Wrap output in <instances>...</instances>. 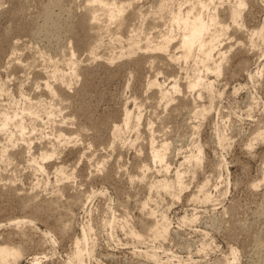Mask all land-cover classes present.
I'll return each instance as SVG.
<instances>
[{
    "label": "rangeland",
    "instance_id": "obj_1",
    "mask_svg": "<svg viewBox=\"0 0 264 264\" xmlns=\"http://www.w3.org/2000/svg\"><path fill=\"white\" fill-rule=\"evenodd\" d=\"M117 1L93 31L89 0H0V264H264V0L204 9L209 68L148 46L196 0Z\"/></svg>",
    "mask_w": 264,
    "mask_h": 264
},
{
    "label": "bare ground",
    "instance_id": "obj_2",
    "mask_svg": "<svg viewBox=\"0 0 264 264\" xmlns=\"http://www.w3.org/2000/svg\"><path fill=\"white\" fill-rule=\"evenodd\" d=\"M88 1V0H87ZM124 2V1H123ZM123 2H118L117 0H89V3L90 4H92V6H86L87 8H90V10L87 12V13H89L90 14V17H89V20L91 19V21H89V24H90V22H92V23H94V26H93V24L91 23L90 25H92L90 28H94V27H96V29H97V26H100V25H98L100 22L102 23V19L103 18H105V24L106 25H104V27L102 26L103 25V23H102V27L103 28H105V26L107 27V28H109V26L110 25H119L118 27H122V23H124L123 22V19H124V13H125V11H127V7L129 8L130 7V5H131V1H128L127 3L125 2V3H123ZM131 2V3H130ZM164 2H165V0H164ZM168 2V1H167ZM194 2V1H193ZM213 2H215L214 0H196V2L191 6V8L189 9V10H187V12H182V10H179V11H177V12H175V13H173V15H172V17L171 18H169V19H171L170 21H171V23L173 24L172 25V28H173V26H176L177 28H178V35H173V34H170V33H167V34H164L163 36H160V37H162L161 39V41L160 42H156V43H151L150 44V42L148 43V44H150V45H148L149 46V48H148V46H147V48L149 49V50H152V49H154V50H157L159 53H160V51H162L163 53L165 52V54H166V52L170 49V47H172L171 45L173 44V40H175V38L177 37H179V39H177L176 38V41H177V43H178V40H179V45H178V49H181L182 51H181V58H179V59H183V60H186L187 61V59H189V58H191L192 56H193V54H195L194 52L198 49L199 50V52H201V55H202V58H200L198 61L201 63V65L202 66H205V67H207V68H209V65H207V63L210 61V60H212L211 58L213 57V53H214V51H215V49H216V47H217V42H219L218 40H219V33H220V31H221V28H223V26H221V24L218 22V18L213 14V16L210 18H206L205 16H204V14H203V11H204V9H206L207 7H210L209 5H212V3ZM237 3H235V4H232V7H231V10H230V12H231V17L233 18V20L235 21V22H237L238 21V19L242 16V11H243V8H244V1L243 0H239V1H236ZM88 3V2H87ZM172 3V2H171ZM170 3V4H171ZM90 4H88V5H90ZM162 4V3H161ZM167 5V4H166ZM166 5L165 4H163L162 5V9H166L165 7H166ZM168 7V6H167ZM180 8V7H179ZM170 9V8H169ZM167 10V9H166ZM209 13V12H208ZM88 19V18H87ZM103 21H104V19H103ZM125 21V20H124ZM88 22V21H87ZM96 23H98L97 24V26H96ZM170 23V24H171ZM239 23H240V21H239ZM100 26V27H101ZM170 26V25H169ZM241 26V25H240ZM86 27V26H85ZM88 27H89V25H88ZM100 27H98L99 29H100ZM176 27H174V28H176ZM103 28H101V30L103 29ZM126 29V28H125ZM89 30V29H88ZM92 30V29H91ZM95 30V28L93 29V31ZM98 30V29H97ZM109 30V29H108ZM111 30V29H110ZM175 30V29H174ZM225 30V29H224ZM112 31V30H111ZM263 31V30H262ZM261 31V32H262ZM121 32V31H120ZM174 32V31H173ZM91 33V32H90ZM94 33V32H93ZM97 33L98 32H96V35H97ZM102 33V32H101ZM95 34V33H94ZM112 35V34H111ZM258 35V34H257ZM93 36V35H92ZM98 36V35H97ZM97 36H96V38H97ZM176 36V37H175ZM95 37V36H94ZM220 38H221V35H220ZM98 39V38H97ZM151 41V40H150ZM133 44H135V43H133ZM132 44V45H133ZM174 44H176V43H174ZM173 44V45H174ZM136 45V44H135ZM175 46V45H174ZM174 46H173V48L172 49H174ZM139 47H140V45H139ZM219 47V46H218ZM152 48V49H151ZM133 49V48H132ZM130 51V50H129ZM133 51H134V49H133ZM132 51V52H133ZM148 51V50H147ZM153 51V50H152ZM155 52V51H154ZM128 53H131V52H128ZM162 54V53H161ZM110 56V55H109ZM113 56V55H112ZM122 56V55H121ZM171 56V55H170ZM176 56V55H175ZM194 57V56H193ZM108 58V57H107ZM111 58V57H110ZM176 58V57H175ZM173 59H174V57H173ZM176 59H178V58H176ZM178 59V61H180ZM224 59V58H223ZM116 60V59H115ZM113 63V62H112ZM199 64V63H198ZM212 65V64H211ZM221 65V64H220ZM201 67V66H200ZM215 67V66H214ZM212 70V69H211ZM73 71V70H72ZM214 72H215V74H219L220 75V73L219 72H221L220 71V67H216V69H214ZM76 73V72H75ZM198 74V73H197ZM200 76H201V74H200ZM61 77V76H60ZM199 77V76H198ZM202 77V76H201ZM201 77H199V78H196L197 80L194 82V83H189V84H191L190 85V87L192 88V90H193V88H197V87H199L200 88V86H202L204 83H203V79H201ZM74 78V77H73ZM154 82V81H153ZM208 82V81H207ZM154 86H156L157 84H153ZM2 86V85H1ZM153 86V87H154ZM205 86V85H204ZM207 87V86H206ZM176 89V86L175 87H173V89ZM209 89L211 88L210 87V85H209V87H208ZM207 88V89H208ZM162 90V89H161ZM195 90V89H194ZM3 91V90H2ZM179 91V90H178ZM160 92H162V91H160ZM166 92V91H165ZM160 94H162V96L163 97H167V93H160ZM169 98V97H168ZM167 99V98H166ZM169 100V99H168ZM53 109V108H52ZM207 110V109H206ZM26 111V110H25ZM31 112V111H30ZM31 113H33V112H31ZM30 113V114H31ZM128 113H130V112H128ZM3 114H5L6 115V113H3ZM127 114V113H126ZM5 115H3V116H5ZM16 115V114H15ZM33 115V114H32ZM1 116H2V114H1ZM8 115H6V117H7ZM11 116H13V115H11ZM5 117V118H6ZM16 117V116H15ZM54 117V116H53ZM124 117V116H123ZM131 115L130 114H127L126 115V118H125V120L127 119V121H126V128L128 129V126H129V122H131L132 120H131ZM137 117V116H136ZM4 118V117H3ZM2 118V119H3ZM4 118V119H5ZM18 118H19V116H18ZM1 119V120H2ZM10 119L11 118H9V121H10ZM137 119H139V118H137ZM15 120V119H14ZM17 120V119H16ZM6 122L5 123H8V119L6 118V120H5ZM140 121V119L138 120V122ZM11 122H12V120H11ZM14 122V121H13ZM21 122V121H20ZM20 122H19V124L18 125H20ZM4 123V122H3ZM2 122H1V124H2V128H4L5 126H8V125H6V124H3ZM10 123V122H9ZM124 123H125V121H124ZM23 124V123H22ZM22 124L20 125V127L22 126ZM140 124V123H139ZM5 125V126H4ZM131 126V125H130ZM19 127V126H18ZM5 128H7V127H5ZM22 129H24V127L22 126L21 127ZM20 128V130H22ZM125 128V129H126ZM124 129V128H123ZM119 131H120V128L118 129ZM118 130H115V132L116 131H118ZM24 131V130H23ZM22 131V132H23ZM21 132V133H22ZM124 132V131H123ZM117 133H120V132H117ZM120 135V134H119ZM62 136V135H61ZM156 144V143H155ZM165 145V144H164ZM167 145V144H166ZM166 145L165 146H163L164 147V149L163 150H157L156 148H154V151L153 150H151V151H153V156H154V160H156V159H158V160H161V161H164V159H165V149H168L169 147H168V145H167V147L168 148H166ZM152 146H153V143H152ZM154 147V146H153ZM152 147V148H153ZM156 147V146H155ZM49 154V153H48ZM43 155V154H42ZM193 155V154H192ZM200 155H201V152H200ZM47 155H45V157H46ZM197 156V155H196ZM43 157V156H42ZM195 157V156H194ZM4 158V157H3ZM191 158V157H190ZM189 158V159H190ZM199 160V159H198ZM157 161V160H156ZM155 161V162H156ZM160 161V162H161ZM190 161V160H189ZM197 161V160H196ZM165 162V161H164ZM188 162V161H187ZM194 163H197L198 164V162H195V161H193ZM192 162V163H193ZM163 163V162H162ZM191 163V164H192ZM196 165V164H195ZM180 175V174H179ZM179 175H178V179H180L179 178ZM178 182V181H177ZM167 183V182H166ZM160 184H161V182H160ZM159 184V185H160ZM178 184H180V183H178ZM181 185V184H180ZM156 186H158V185H156ZM171 186V185H170ZM160 187H163V188H167L168 189V184H162V186L160 185ZM171 189H172V187H171ZM166 190V189H165ZM206 197L207 196H205V199H206ZM208 199V198H207ZM203 200H204V198H203ZM159 224V223H158ZM162 224V223H161ZM167 225V224H166ZM158 226V225H157ZM161 226H163V225H161ZM165 227V226H164ZM159 228V227H158ZM161 228V227H160ZM163 228V227H162ZM156 230H158L157 228H156ZM156 230H154V231H156ZM160 230V229H159ZM158 230V234H160L159 232H161V231H159ZM162 230V229H161ZM154 231H152V232H154ZM164 233L166 232V230H165V228H164ZM168 231V230H167ZM156 234V233H155ZM166 235V234H165ZM156 236H157V234H156ZM160 236V235H159ZM158 237V236H157ZM163 238H164V236H163ZM78 249H79V246H78ZM83 250V249H82ZM82 250H80V251H82ZM20 251V250H19ZM17 249H14V248H11V246L9 247L8 245L7 246H0V261H3V262H6L7 263V261H8V259L10 258V257H12V258H17L18 257V259H20V255H21V253L19 252ZM77 251V253L79 252L78 250H76ZM76 253V252H75ZM82 253L83 252H81V254L79 253V254H75L76 255V257L78 256H80V257H82ZM20 256V257H19ZM77 257V258H78ZM80 257H79V259H80ZM13 259V260H14ZM76 259V258H75ZM82 259V258H81ZM80 259V260H81ZM78 260V259H77ZM16 261V260H15ZM18 261V260H17ZM78 263H79V261H78ZM32 264H40L38 261H36V260H34V262L32 263ZM79 264H82V262L80 261V263Z\"/></svg>",
    "mask_w": 264,
    "mask_h": 264
}]
</instances>
